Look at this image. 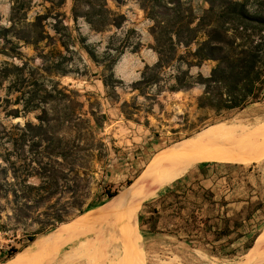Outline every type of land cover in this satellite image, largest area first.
Instances as JSON below:
<instances>
[{"label":"rangeland","instance_id":"1","mask_svg":"<svg viewBox=\"0 0 264 264\" xmlns=\"http://www.w3.org/2000/svg\"><path fill=\"white\" fill-rule=\"evenodd\" d=\"M74 1L28 0V21L44 15L50 36L41 43L43 59L12 34L14 44L7 46L21 55L0 53V68L21 64L20 58L55 65L59 71L48 79L74 91L46 106L55 121L45 123L44 135L37 137L38 130L25 126L41 124L40 112L8 116L22 108L14 103L19 93L7 89L12 79L0 85V123L8 133L0 139V264H205L238 260L259 247L264 77L256 98L242 108L200 105L204 79L217 62L189 67L178 59L193 61L188 52L196 44L179 46L176 60L153 69L159 60L153 21L139 0H108L116 15L100 30L83 16L90 10L85 3L74 15ZM239 1L264 15V0ZM189 5L196 16L209 7L204 0ZM13 6L12 0H0V27L11 26ZM111 67L107 87L103 80ZM187 84L191 88L179 90ZM80 114L89 122L78 121ZM220 123L240 129L218 140L220 147L169 186L144 197L137 180L155 157Z\"/></svg>","mask_w":264,"mask_h":264},{"label":"trees","instance_id":"2","mask_svg":"<svg viewBox=\"0 0 264 264\" xmlns=\"http://www.w3.org/2000/svg\"><path fill=\"white\" fill-rule=\"evenodd\" d=\"M12 1L14 6L11 26L0 27V53L14 58L21 55L16 48L7 46L13 42L8 36L12 34L17 40L33 46L39 58L43 59L41 43L50 37L45 30L44 15H37L35 20L30 22L27 17L28 0ZM97 1L100 0H75L73 12L78 16L82 3H85L90 10L83 16L96 30H100L104 25L113 24L110 21L116 13L108 8V0H101L99 4ZM189 1L191 0H139L141 8L153 21L151 34L159 55L153 69L160 70L176 60L179 46L189 48L196 44L195 51L188 52L193 61L189 62L180 55L178 59L189 67L205 60L217 62L211 75L204 79L205 91L200 98V105L211 106L217 110L244 107L256 98L257 84L264 77V15L251 12L244 1L204 0L209 7L204 9L200 16H196ZM121 18L124 19V16ZM59 24L62 23L57 22L55 30L60 34ZM201 33L203 40H199ZM52 51L60 53L55 46ZM20 59L21 64L6 62L0 68V85L3 86L6 81L12 79L7 89L19 93L14 103L22 106L9 110L7 115L20 117L25 113L39 111L37 119L41 124L28 123L25 127L38 130L37 137L43 136L45 123L55 121L48 117L46 106L51 102L73 97L74 91L62 86L58 81L51 80L52 77L48 79L52 73L59 71L55 65H34L29 60ZM112 72L111 67L108 76L103 80L107 87L110 86L108 83L113 77ZM185 88H191V84L181 86L179 90ZM6 99L10 101L9 97ZM77 120L89 122L88 119L82 118V114L77 116ZM5 138H8V133L6 127L0 123V139L6 140ZM49 142V145H53L52 140Z\"/></svg>","mask_w":264,"mask_h":264},{"label":"bare ground","instance_id":"3","mask_svg":"<svg viewBox=\"0 0 264 264\" xmlns=\"http://www.w3.org/2000/svg\"><path fill=\"white\" fill-rule=\"evenodd\" d=\"M237 127L235 124H215L197 133L187 141L179 143L169 152L167 151V153L155 157L149 164L145 173L141 175V178L139 177V179L137 180V185L145 188L146 193L144 197H151L157 191L162 190L175 179L186 173L188 168L196 164L204 155L209 153L211 150L220 147L218 144V140L225 139L226 137L231 135L233 137L234 131H236V129H240V126L239 128ZM131 187L129 188L130 190ZM142 194L144 193L142 192ZM121 196L123 197V195ZM262 239L263 240L261 241L259 247L250 249L244 256H242L238 260L213 259L206 261L205 264H264V237ZM199 264H204V262L200 260Z\"/></svg>","mask_w":264,"mask_h":264}]
</instances>
